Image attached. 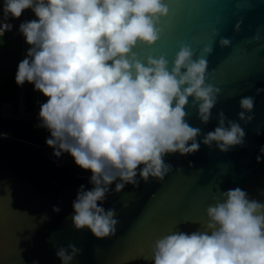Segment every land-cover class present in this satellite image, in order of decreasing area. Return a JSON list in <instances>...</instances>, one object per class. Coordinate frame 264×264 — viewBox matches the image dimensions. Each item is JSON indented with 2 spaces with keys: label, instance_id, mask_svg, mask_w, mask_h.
Returning a JSON list of instances; mask_svg holds the SVG:
<instances>
[{
  "label": "clouds",
  "instance_id": "obj_1",
  "mask_svg": "<svg viewBox=\"0 0 264 264\" xmlns=\"http://www.w3.org/2000/svg\"><path fill=\"white\" fill-rule=\"evenodd\" d=\"M28 10L33 18H23L16 28L28 47L14 82L21 89L31 84L47 98L37 101L34 127L50 132L46 144L53 155L68 153L78 167L91 171L93 187L80 185L72 202L76 230L87 228L98 239L114 236L115 210L98 202L127 184L163 181L173 170L167 155L193 154L201 143L209 148L215 143L221 152L244 144V128L222 110L213 131L202 134L187 122L190 97L203 124L217 103L220 89L206 83V58L193 59L191 47L181 42L169 69L164 55L142 62L133 51L160 39L161 18L169 13L165 0H0V36L14 31L12 21ZM219 44L227 47L231 40L221 37ZM212 51L211 46L203 49ZM262 92L256 89L257 95ZM254 104V96L240 99V121H252ZM259 152L257 163L264 146ZM213 200L205 230H175L153 242V264H264V203L240 187ZM67 248L70 253L63 246L55 253L61 264H70L81 251L73 243Z\"/></svg>",
  "mask_w": 264,
  "mask_h": 264
},
{
  "label": "water",
  "instance_id": "obj_2",
  "mask_svg": "<svg viewBox=\"0 0 264 264\" xmlns=\"http://www.w3.org/2000/svg\"><path fill=\"white\" fill-rule=\"evenodd\" d=\"M165 3L169 13L161 18L160 39L133 51L142 62L149 55H164L169 69L181 42L191 47L193 59L206 58V83L220 89L217 103L210 121L203 124L190 97L187 122L202 134L213 131L222 110L244 128V144L221 152L215 143L211 148L201 143L193 154L167 155L165 162L173 170L163 181L150 178L138 186L127 184L120 192L110 191L98 204L114 209L119 223L114 236L98 239L87 228L76 230L71 221L80 185L86 190L93 187L91 171L78 167L68 153L55 157L46 144L50 132L22 117L33 103L31 84H26L18 91V122L12 124L6 117L8 126L0 128L8 134L0 137V264H61L55 253L60 246L70 253L69 243L81 250L70 264H153V242L175 230H205L206 209L222 191L240 187L251 199L264 203V158L256 161L264 146V92L256 94L257 88H264V0ZM221 37L231 44L221 47ZM206 46L212 47L211 54L203 52ZM244 96L255 97L248 123L237 116ZM53 206L60 211L54 212Z\"/></svg>",
  "mask_w": 264,
  "mask_h": 264
},
{
  "label": "rangeland",
  "instance_id": "obj_3",
  "mask_svg": "<svg viewBox=\"0 0 264 264\" xmlns=\"http://www.w3.org/2000/svg\"><path fill=\"white\" fill-rule=\"evenodd\" d=\"M24 19H29V18H33V14L31 13L30 10L28 11H25L23 13V16H21V18L19 20H15L16 22V26H15V29L14 31L10 32L7 34V37L4 39V38H0V45H6L7 48H8V53L7 55L4 54L3 52V49H1V52H0V57L3 58L1 62H8L6 56L9 58L10 56V53L16 57V62L21 60L24 55H25V49L28 47L25 43H24V39L22 36L18 35L17 32H16V28L18 27L19 23ZM4 62V63H5ZM1 64V63H0ZM8 64L10 65V67L8 69H5L4 70V73L0 74V82L4 79H6L7 77L10 76V74L12 73H15L16 71V65L13 63V64H10L8 62ZM27 84V83H26ZM25 84V85H26ZM30 90H31V93L33 94V89L31 88L30 86ZM24 95V94H23ZM44 97V96H43ZM47 98L44 97V100H46ZM5 104V110L1 111L2 112V115H5V112L7 114V117H10V118H16V115L10 112H7V109L9 108L7 103H4ZM3 109V108H1ZM10 110V109H9ZM22 114L23 115H26V111H22Z\"/></svg>",
  "mask_w": 264,
  "mask_h": 264
},
{
  "label": "trees",
  "instance_id": "obj_4",
  "mask_svg": "<svg viewBox=\"0 0 264 264\" xmlns=\"http://www.w3.org/2000/svg\"><path fill=\"white\" fill-rule=\"evenodd\" d=\"M6 35L0 36V38H6ZM1 49H3V52L5 55H7L8 53V48L6 45H0V52ZM8 62L10 64H15L17 66L18 61L16 62V57L13 56L10 53L9 58L6 56ZM3 58L0 57V74L4 73L5 69H8L10 67V65L8 64V62H1ZM14 74L12 73L10 74L9 77H7L6 79L2 80L0 82V106L1 104L7 103L9 106L10 111L12 112V114H16L17 113V108H18V91L19 88L16 86L15 82H14ZM46 101V100H45ZM7 118L4 116L0 115V128L2 127H6L8 126L7 122H6ZM18 122L17 118H11V123L15 124Z\"/></svg>",
  "mask_w": 264,
  "mask_h": 264
},
{
  "label": "built area",
  "instance_id": "obj_5",
  "mask_svg": "<svg viewBox=\"0 0 264 264\" xmlns=\"http://www.w3.org/2000/svg\"><path fill=\"white\" fill-rule=\"evenodd\" d=\"M13 25L15 24V20L12 21ZM9 33V32H8ZM6 34V33H5ZM32 89H33V85H32ZM37 101L40 102H44V97L41 93L38 92H34L33 91V103H32V108L31 111L26 115V116H22L23 118H26L28 120H30L32 122L33 125H35L38 121L36 119L38 110H39V104L37 103ZM4 102L1 104L0 106V111L1 108L4 106ZM8 105V104H7ZM9 107V106H8ZM7 112H10L9 108L7 109ZM2 113V112H1ZM6 113V112H5Z\"/></svg>",
  "mask_w": 264,
  "mask_h": 264
},
{
  "label": "bare ground",
  "instance_id": "obj_6",
  "mask_svg": "<svg viewBox=\"0 0 264 264\" xmlns=\"http://www.w3.org/2000/svg\"><path fill=\"white\" fill-rule=\"evenodd\" d=\"M2 108H3V109H1V111L5 110V108H6L5 105H4Z\"/></svg>",
  "mask_w": 264,
  "mask_h": 264
},
{
  "label": "crops",
  "instance_id": "obj_7",
  "mask_svg": "<svg viewBox=\"0 0 264 264\" xmlns=\"http://www.w3.org/2000/svg\"><path fill=\"white\" fill-rule=\"evenodd\" d=\"M4 117H7V114L5 113V115H3Z\"/></svg>",
  "mask_w": 264,
  "mask_h": 264
}]
</instances>
